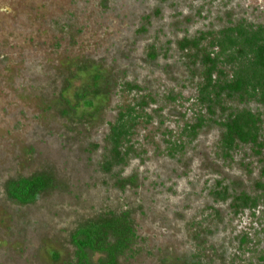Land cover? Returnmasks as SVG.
Returning a JSON list of instances; mask_svg holds the SVG:
<instances>
[{"label":"rangeland","instance_id":"374dc122","mask_svg":"<svg viewBox=\"0 0 264 264\" xmlns=\"http://www.w3.org/2000/svg\"><path fill=\"white\" fill-rule=\"evenodd\" d=\"M240 21L264 24V0H0V264H70V232L106 209L129 211L138 236L118 264H197L202 241L213 264L256 261L240 240L264 248V206L238 209L233 197H259L260 154L251 144L224 154L220 106L201 109L194 138L183 134L198 117L199 76L179 43ZM95 73L105 100L77 102ZM141 99L150 121L126 163L103 171L118 106ZM227 105L261 112L264 137V107ZM34 173L56 185L34 204L9 202L5 180ZM118 179L128 180L123 189Z\"/></svg>","mask_w":264,"mask_h":264},{"label":"trees","instance_id":"16d2710c","mask_svg":"<svg viewBox=\"0 0 264 264\" xmlns=\"http://www.w3.org/2000/svg\"><path fill=\"white\" fill-rule=\"evenodd\" d=\"M179 45L182 50H186L189 60L198 65L194 67L193 73L199 76L193 102V106L198 107V117L195 123L186 124L183 134L190 139L195 137L205 120L201 109L212 114L216 106L222 107L225 118L218 123L222 129L220 149L228 155L240 144H251L254 151L261 156V174L264 176L261 112L247 108L232 109L227 105V102L236 99L241 103L254 101L264 107V24L240 21L219 30L200 32L193 38H184ZM81 71L83 69L79 70ZM99 79L100 75L95 73L92 88H82L76 92L75 100L90 106L93 105V99L105 100L107 89H99ZM125 85L126 91L138 89L134 84ZM145 105L146 101L141 99L118 106V116L110 123L104 140L105 155L100 164L103 171L110 172L113 166L126 163L133 148L131 140L137 127L150 121V116L143 109ZM72 109L73 106L65 109V114ZM175 144L171 150L175 146L183 147V142ZM127 181L118 179L116 186L123 189ZM55 185L56 181L50 173H34L5 180L3 192L9 202L25 206L34 204ZM258 186L261 190L259 197L253 198L241 193L233 197V205L238 209H254L260 203L264 206V181L258 183ZM215 195L221 200L229 196L225 188L215 192ZM137 237L129 211L106 209L96 213L77 223L70 232L73 246L70 264H118L120 256L131 249ZM250 243L251 239L246 234L241 236L242 254L256 253V261H249L247 264H264V248L257 251L254 246L249 247ZM209 252L214 254V247H207L202 241L195 252V262L201 263L203 257L210 260L206 264H213ZM95 253L103 256L93 261L91 255Z\"/></svg>","mask_w":264,"mask_h":264}]
</instances>
